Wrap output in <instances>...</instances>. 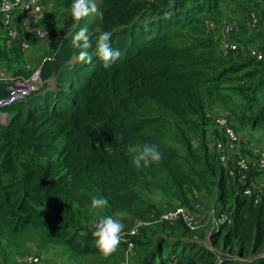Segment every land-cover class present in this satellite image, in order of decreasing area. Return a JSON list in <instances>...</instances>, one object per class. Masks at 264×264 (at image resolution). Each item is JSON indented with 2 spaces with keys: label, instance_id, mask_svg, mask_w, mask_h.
I'll return each mask as SVG.
<instances>
[{
  "label": "trees",
  "instance_id": "trees-1",
  "mask_svg": "<svg viewBox=\"0 0 264 264\" xmlns=\"http://www.w3.org/2000/svg\"><path fill=\"white\" fill-rule=\"evenodd\" d=\"M72 2L47 0L35 17L16 11L14 38L0 18V71L28 78L40 68L43 80L3 108L0 264L30 253L16 243L30 231L43 249L60 247L68 264H264V184L258 203L255 193H243L264 175L254 163L260 153L241 149L250 159L239 170L216 121L227 116L240 146L239 131L264 135V0H100L97 13L79 23ZM230 2L244 18L232 21L225 42L235 47L227 53L207 23L233 19L223 11ZM85 26L90 63L78 62L72 46ZM36 28L51 36L40 40ZM102 31L121 52L109 69L96 53ZM7 86L0 77V99ZM145 143L162 159L136 169L127 146ZM151 188L194 211L190 196L197 204L203 196L216 218L194 230L182 219L162 220L171 207L158 209ZM92 196L107 207L91 209ZM101 216H120L126 230L108 258L91 234Z\"/></svg>",
  "mask_w": 264,
  "mask_h": 264
},
{
  "label": "rangeland",
  "instance_id": "rangeland-1",
  "mask_svg": "<svg viewBox=\"0 0 264 264\" xmlns=\"http://www.w3.org/2000/svg\"><path fill=\"white\" fill-rule=\"evenodd\" d=\"M99 1L100 0H95L97 9H98ZM225 5L226 6L223 7V11L227 14L228 17L230 16L233 19L229 20L228 18H226V15H225L224 18L220 21V23H216L212 20L207 23L208 27L212 28L215 31V33L218 35L221 42H224L228 33L232 31V30L227 31V27L232 26V29H233V26H235L233 22H236L237 20H241L242 18H244V15L240 12L238 6H236L233 2H230ZM47 6H48V10L53 11L52 8L50 7L51 6L50 4ZM249 24L251 25V23ZM251 28L254 29L253 27ZM31 32L33 35H35V31L33 29L31 30ZM50 34H51V30H50V33H48L49 37L51 36ZM48 44H49V41L47 42V39H45L44 41L41 42V47L45 48ZM224 46L225 44L223 45V48ZM249 48L256 49V46H249ZM32 51H33V48L31 47V52ZM225 52L228 53V51H225ZM219 108L220 107L215 108L217 109V112L219 111ZM239 134L242 138L241 146L238 145L237 147H234V149H232L230 152V154L235 159L234 161H237L238 158H243V157L245 159L246 158L250 159V154H247V152L241 153V149L249 150V153H251V155L253 153H256L257 151L259 153L264 152V135H261L259 132H255V131H242V132L239 131ZM263 184H264V175H261L254 180L252 187L254 188V190L259 191L262 189ZM150 191L151 192L149 193V196L158 209H163L166 206L171 207V209L169 210L176 209V208L185 209L190 214H192V216H194L197 219L198 223H201V226L204 228H206L209 224L211 225L212 221L215 220L216 218L214 208L212 207V202H210L209 200L203 199V196L198 197V199L202 198L200 200L201 203L199 202L198 204L194 201V198L190 196L191 204L196 207V210L194 211L192 208H189V206L177 205L178 202H175L172 199L168 198L165 194L160 193V189L158 188H153V189L151 188ZM162 213H164V211ZM213 214H215V217L212 216ZM119 217L120 216H118L116 219L119 220ZM134 223H138V220H136ZM191 230H194V229H191ZM198 241H200L204 245H207L206 240L200 239ZM16 243L18 246L27 245V247L31 248L30 249L31 251L28 255H25L23 257H7L9 260H7L6 264H21V263L24 264L25 261L26 263L28 262L27 260L30 257L31 258L36 257L37 259L36 262H31V264H68L70 263L67 259V256L64 255V252L59 251L60 247L58 248L56 246H52L51 248L45 247L43 249L41 247L43 245H41L40 243H37V235L35 231H30V232H27L25 235L20 236L19 239L16 240Z\"/></svg>",
  "mask_w": 264,
  "mask_h": 264
},
{
  "label": "clouds",
  "instance_id": "clouds-1",
  "mask_svg": "<svg viewBox=\"0 0 264 264\" xmlns=\"http://www.w3.org/2000/svg\"><path fill=\"white\" fill-rule=\"evenodd\" d=\"M95 0H73L70 13L72 19L79 23L86 17L97 13ZM112 33L110 31H102L99 33L96 42V53L98 58L102 61V66L105 69L111 68L121 56L119 49H114L111 46L110 38ZM73 48L80 49L76 60L82 63H90L92 56L89 49L92 47L88 35L87 27H81L72 38ZM127 151L132 155L131 164L136 169L148 168L153 163H158L162 159V153L156 145L150 144H129ZM243 163V161H242ZM264 166V160L261 161ZM259 198H257V203ZM107 199L99 196L91 197V209H103L107 207ZM92 236L95 239V244L104 258H108L114 254L119 247L122 239L124 225L120 220L113 216H101L93 224Z\"/></svg>",
  "mask_w": 264,
  "mask_h": 264
},
{
  "label": "built area",
  "instance_id": "built-area-1",
  "mask_svg": "<svg viewBox=\"0 0 264 264\" xmlns=\"http://www.w3.org/2000/svg\"><path fill=\"white\" fill-rule=\"evenodd\" d=\"M47 0H1L0 1V18L3 19L4 25L7 28V34L8 36L14 38L16 37V31L13 29V20L14 15L16 11H21L31 17L38 16L42 13L44 3ZM252 22L256 23L255 17L252 18ZM232 26L227 27V31H231ZM35 35L37 38L44 39L48 36V32L46 29L43 28H36ZM226 41V40H225ZM223 42V45L225 44L224 48L227 50H230L234 48L233 42ZM22 47L24 49L28 48V44L26 42H22ZM40 68H36L33 73L28 77H22V76H9L7 75V72L5 70L0 71V77L8 82L7 91L8 95L4 98L0 99V121L6 122L7 116L6 113L3 111V108L6 106H9L15 101H18L20 99L25 98L27 95H29L32 91H35L41 87V84H43V80L40 76ZM217 123L224 127V132L226 135V150L231 151L234 149V147H237L239 143V136L235 132V130L228 124L227 118L225 116L218 117L216 119ZM218 147H221V143L219 142ZM221 152H223L221 150ZM260 156L256 157L254 159L255 165L259 168H264V166L261 165V161L264 160V152L259 154ZM221 161H224L227 159V156L225 154H221L220 156ZM243 161V163H242ZM236 165L238 166V169L241 171H245L248 169V162L247 159L238 158L236 161ZM260 191V190H259ZM259 191L254 190V188H246L244 189L243 193L247 196H251L252 193H255L256 199L258 198ZM162 220L175 222L178 219H182L183 222L190 228L195 229L198 226L197 220L192 214H190L188 211L182 208H176L172 210L165 211L161 215ZM137 232V227H134L131 229L130 233L135 234ZM132 245L129 244V248H131ZM28 264H31V262H36V257L29 258L27 260ZM26 263V261H25Z\"/></svg>",
  "mask_w": 264,
  "mask_h": 264
}]
</instances>
